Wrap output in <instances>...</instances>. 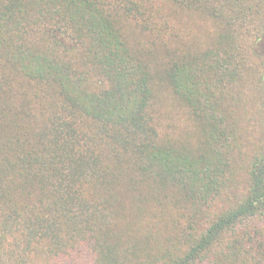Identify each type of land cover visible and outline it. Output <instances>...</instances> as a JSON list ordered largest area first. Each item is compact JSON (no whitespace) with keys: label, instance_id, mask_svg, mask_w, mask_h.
<instances>
[{"label":"trees","instance_id":"obj_1","mask_svg":"<svg viewBox=\"0 0 264 264\" xmlns=\"http://www.w3.org/2000/svg\"><path fill=\"white\" fill-rule=\"evenodd\" d=\"M264 0H0V264H264Z\"/></svg>","mask_w":264,"mask_h":264},{"label":"rangeland","instance_id":"obj_2","mask_svg":"<svg viewBox=\"0 0 264 264\" xmlns=\"http://www.w3.org/2000/svg\"><path fill=\"white\" fill-rule=\"evenodd\" d=\"M262 48L264 49V43L262 44Z\"/></svg>","mask_w":264,"mask_h":264}]
</instances>
